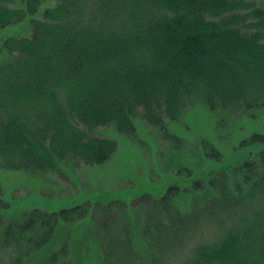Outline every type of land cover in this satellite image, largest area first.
I'll use <instances>...</instances> for the list:
<instances>
[{
	"label": "trees",
	"instance_id": "obj_1",
	"mask_svg": "<svg viewBox=\"0 0 264 264\" xmlns=\"http://www.w3.org/2000/svg\"><path fill=\"white\" fill-rule=\"evenodd\" d=\"M10 2L0 0V30L15 28L0 44V169L61 173L57 161L71 159L100 165L115 153L117 141L97 135V127L114 124L132 135L134 118L142 114L168 133L166 119L179 120L194 100L216 113L259 105L264 98V8L258 0ZM23 26L29 34L18 32ZM205 148L203 158L212 166L202 176L214 195L221 191L215 207L250 201L256 209L228 225L215 209H181L182 188L172 185L150 201L153 219L142 235H135L129 209L130 234L119 239L122 229L110 228L113 222L119 228L117 219L110 220L116 212L109 213L98 231L103 264H136V251L144 264L150 252L151 264H174L173 257L179 264H264V134L243 140L230 162L213 144ZM230 172L242 183L228 189ZM203 178L194 181L198 188ZM87 204L37 208L22 224L5 223L2 214L16 209L0 195V264L2 254L11 253L9 264H98L91 257L98 250L96 237H89V250L80 246L81 257L71 254L65 238L47 258L30 259L58 229L86 219ZM112 204L124 207L123 201L95 206ZM207 216L225 224L221 233L188 245L177 257L185 238L200 231L198 219ZM35 225L40 233L31 236Z\"/></svg>",
	"mask_w": 264,
	"mask_h": 264
},
{
	"label": "rangeland",
	"instance_id": "obj_2",
	"mask_svg": "<svg viewBox=\"0 0 264 264\" xmlns=\"http://www.w3.org/2000/svg\"><path fill=\"white\" fill-rule=\"evenodd\" d=\"M20 2L21 0H14L10 2V5L16 6L15 4ZM258 4L264 8V0H258ZM14 30V27L1 29L0 44L2 39L14 33ZM18 32L26 35L30 33V28L29 26H23L22 29L18 27ZM134 124L135 133L132 135L119 132L114 124L94 129L97 135L117 141L115 153L103 164H87L74 159L57 161L61 173L54 170L29 172L0 169V195L11 202L13 211L15 209L17 211L12 212L15 215L3 213L2 221L5 223L22 224L28 220L30 212L37 208L50 212L88 203L92 213L83 221L74 223L73 226L65 225L64 228L58 229L51 241L34 252L30 258L33 262L47 258L55 249L61 247L65 238L70 242L68 245L71 248V254L81 257L83 253L80 246L84 249L88 247L87 250H89L88 243L92 241L89 237H96L98 240L99 227L107 220L111 211L116 213L110 215V220L117 219V223L119 222V228L115 222L110 223L111 230L118 232V229H122L124 233L118 235L119 239L130 234L129 219L126 215V210L129 209L134 213L136 220L137 227L132 225V228H135L134 233L142 235L143 230L146 229V223L153 219L152 214L148 212L150 201L154 197L160 198L172 185H179L182 188L183 194L180 195L178 202L181 209L188 211L192 205L209 208L207 211L215 209L216 215L220 211V217L228 225L238 220L237 215H246L252 209H256V204L250 201L244 202L240 207L234 204L228 209H217L215 206L220 199L221 191L219 195H214V189H208L206 186L208 181L206 182L202 175L205 176L212 165L210 160H205L203 157L207 152L205 146L213 144L224 153V160L230 162L229 157L236 152L234 148H239L243 140L249 139L254 133L264 134V98L259 105L248 108L244 105L231 107L228 111L216 113L201 100H194L184 110L179 120L166 119L170 136H167L168 133L164 130L149 124L142 114L136 115ZM234 174L236 173L228 174L229 179L231 175L233 178L227 182L228 189L233 188L237 183H242L241 177ZM199 178H203L201 188L194 184V181ZM230 182L233 185L229 184ZM243 189L244 187L240 184L238 190ZM112 201H123L124 207L118 208L117 204H112L110 208L101 206L99 209L95 206L96 203L106 205ZM202 217L198 219L199 223L197 222L202 226L200 231L185 238L186 245L181 246L177 257L181 256L179 252L188 245L194 242H208L212 236L221 233L220 230L225 224H220L216 216H207L205 221H202ZM93 221L94 224H92ZM37 227L38 225H35L32 228L31 236L40 233ZM183 227H185L184 224ZM147 236L144 233L145 239H148ZM86 241H88L87 244ZM148 242L147 240L146 243ZM99 247L100 244L97 247V253L91 254V257L100 260L98 264H103V255ZM118 254L119 252L114 253V261L118 259L116 256ZM2 256L1 264H9L13 260L12 253L2 254ZM136 258L138 260L136 264H144L137 251ZM151 259L152 252L147 258L148 264H151L149 263ZM173 259L176 261L173 260L174 264L180 263V258L173 257ZM86 262L93 264L88 259Z\"/></svg>",
	"mask_w": 264,
	"mask_h": 264
}]
</instances>
